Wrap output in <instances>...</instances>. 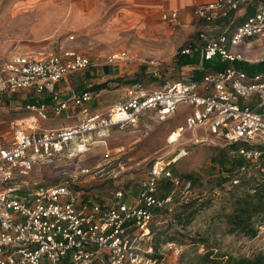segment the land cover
I'll list each match as a JSON object with an SVG mask.
<instances>
[{
    "label": "built area",
    "instance_id": "1",
    "mask_svg": "<svg viewBox=\"0 0 264 264\" xmlns=\"http://www.w3.org/2000/svg\"><path fill=\"white\" fill-rule=\"evenodd\" d=\"M253 1L213 0L194 7L195 21L222 31L213 39L201 34L207 41L197 67L204 68L205 61L214 59L226 66L200 78L183 76L159 88L141 81L131 84L126 98L105 112L89 110L94 91L84 89L60 98L54 90L68 75L92 65L87 55L76 50L41 56L15 52L0 67V97L22 92L40 96L50 91L53 101L26 104V110L34 114L14 120L8 135L0 131V186L17 176L29 175L38 162L52 160L72 145L77 153H84L90 146V133L124 127L151 110L166 119L175 115L181 103L193 107L186 116L185 131L202 129L205 134L194 138L196 143H206L212 136L236 145L232 152L245 163L229 174L232 186L239 185L242 176L252 174L249 164L264 174V69L249 72L236 66L240 62L262 63L264 56L251 62L233 49L244 40L264 38V2L252 13L238 14ZM179 13V9H172L164 12L162 19L177 23ZM193 50L189 45L181 53L188 55ZM132 60L126 50L105 57L107 65ZM159 64L156 60L150 63L154 73ZM71 106L80 107L85 114L78 123L57 128L41 125L40 119H48L49 111L58 116ZM81 172L90 174V169ZM162 181L170 185V191L163 195ZM193 189L191 178L176 175L160 160L150 167L135 197L120 189L108 204L90 196L77 177L24 194L18 186H7L0 189V264H161L153 257V247L143 242L151 238L157 212L173 211L175 201L190 195ZM240 248L245 258L264 255V223L258 226V234L241 243Z\"/></svg>",
    "mask_w": 264,
    "mask_h": 264
},
{
    "label": "rangeland",
    "instance_id": "2",
    "mask_svg": "<svg viewBox=\"0 0 264 264\" xmlns=\"http://www.w3.org/2000/svg\"><path fill=\"white\" fill-rule=\"evenodd\" d=\"M71 1L0 0V67L15 52H31L38 56L59 54L63 50L83 53L91 59L92 65L68 75L54 90L60 98H68L75 92L89 90L94 84L105 83L88 104L91 112L108 111L113 104L126 98L130 80L142 79L148 87L159 88L191 75L196 66H179L181 50L186 44L204 47L207 40L201 34L208 39L218 35L208 29L213 25L197 22L194 18L179 19L177 23L161 18L163 25L159 28L110 27L108 21L113 15L110 13L102 15L99 22L91 20L89 26L77 28L72 18ZM262 2L264 0H254L252 5L258 7ZM233 49L251 62H257L264 56V38L244 40ZM119 50L128 51L133 60L127 64L107 65L105 57ZM152 60L160 62L157 73L150 65ZM236 66L241 67L238 63ZM52 94L46 91L36 98L28 92L9 98L1 96L0 131L5 136L11 133L14 120L34 114L26 110V104L32 99L47 103ZM192 110L191 105L181 103L175 115L166 119H160L151 110L124 127L90 133V146L84 153H77L72 145L60 156L38 162L29 175L17 176L0 189L18 186L22 190L20 194H24L39 186L56 185L77 177L79 185L90 196L108 204L120 189L135 197L150 167L160 160L170 165L176 175L191 178L194 189L190 195L175 201L173 211L157 212L151 238L143 245H151L153 253L158 252L161 264H199V254L207 250L240 257V244L249 238L240 232L229 233L227 218L233 211V195L239 188L226 178L235 172L239 162L245 161L237 158L231 144L223 140L209 136L206 143H196L194 138L205 137V134L202 129L185 131V119ZM84 117L80 107L71 106L58 116L49 111L48 119H40V123L44 127L57 128L74 125ZM177 132L180 138H176ZM84 168H89L90 174H83ZM23 183L28 187L24 188ZM169 191L170 185L162 181L160 194ZM191 199L203 204L192 220L182 225L176 216L182 211V204Z\"/></svg>",
    "mask_w": 264,
    "mask_h": 264
},
{
    "label": "trees",
    "instance_id": "3",
    "mask_svg": "<svg viewBox=\"0 0 264 264\" xmlns=\"http://www.w3.org/2000/svg\"><path fill=\"white\" fill-rule=\"evenodd\" d=\"M191 44H186L188 47ZM184 47V48H185ZM194 47L193 54L184 55L180 54L178 58L179 66L193 65L196 66L195 71L191 73L194 78H200L203 74L222 69L225 64L221 63L218 59L213 61H205L204 68H198L197 65L201 62V48ZM197 49V50H195ZM241 68L255 72L260 69H264V62L257 64H250L247 62L238 63ZM143 81L142 79L130 80L131 84ZM106 86L105 83L94 84L89 90L98 92ZM232 150L236 148V145H230ZM242 164L239 162L238 165ZM252 174L242 176L240 184L234 186L239 188L236 194L233 195L234 208L232 213L228 216L227 222L229 226V233H243L249 239L254 238L258 234V226L264 223V174L258 170H254L251 164L248 165ZM232 174V173H231ZM228 181L229 178L227 177ZM198 200L191 199L184 202L181 206L182 211L176 217L179 219L180 224L184 225L187 221H191L200 206L203 203L198 204ZM186 217V219L184 218ZM155 258L161 259L158 252H154ZM199 264H264V255L257 253L253 258H245L244 256H229L225 254L214 253L211 250H207L203 254H199ZM97 264V263H95Z\"/></svg>",
    "mask_w": 264,
    "mask_h": 264
},
{
    "label": "crops",
    "instance_id": "4",
    "mask_svg": "<svg viewBox=\"0 0 264 264\" xmlns=\"http://www.w3.org/2000/svg\"><path fill=\"white\" fill-rule=\"evenodd\" d=\"M209 1L213 0H72L71 8L73 10L74 25L77 28L89 26L92 23L91 20L99 22L103 18L102 15L109 13L113 14L108 21L110 27L126 28L128 25H132L159 28L162 27L160 25H163L160 19L164 12L179 9L180 19L190 20L193 18L194 7ZM256 8L254 5L247 3L240 12L252 13ZM208 29L215 35L222 32L220 28L215 26L212 28L208 26ZM30 94L33 98L37 96ZM34 100L32 99L31 102ZM52 101L53 95L47 103Z\"/></svg>",
    "mask_w": 264,
    "mask_h": 264
},
{
    "label": "bare ground",
    "instance_id": "5",
    "mask_svg": "<svg viewBox=\"0 0 264 264\" xmlns=\"http://www.w3.org/2000/svg\"><path fill=\"white\" fill-rule=\"evenodd\" d=\"M179 136H180V134L177 132V133H176V138H179Z\"/></svg>",
    "mask_w": 264,
    "mask_h": 264
}]
</instances>
